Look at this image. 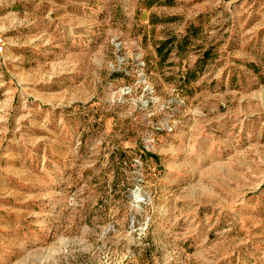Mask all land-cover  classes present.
Returning a JSON list of instances; mask_svg holds the SVG:
<instances>
[{
	"label": "rangeland",
	"instance_id": "obj_1",
	"mask_svg": "<svg viewBox=\"0 0 264 264\" xmlns=\"http://www.w3.org/2000/svg\"><path fill=\"white\" fill-rule=\"evenodd\" d=\"M0 264H264V0H0Z\"/></svg>",
	"mask_w": 264,
	"mask_h": 264
},
{
	"label": "built area",
	"instance_id": "obj_2",
	"mask_svg": "<svg viewBox=\"0 0 264 264\" xmlns=\"http://www.w3.org/2000/svg\"><path fill=\"white\" fill-rule=\"evenodd\" d=\"M3 46H4V42L2 39H0V52L2 51L3 49Z\"/></svg>",
	"mask_w": 264,
	"mask_h": 264
}]
</instances>
